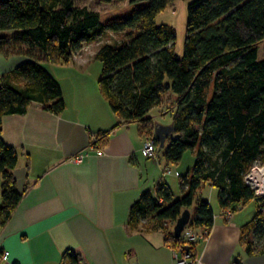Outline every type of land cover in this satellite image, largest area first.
<instances>
[{
    "label": "trees",
    "instance_id": "obj_1",
    "mask_svg": "<svg viewBox=\"0 0 264 264\" xmlns=\"http://www.w3.org/2000/svg\"><path fill=\"white\" fill-rule=\"evenodd\" d=\"M95 1L113 8L147 5L126 19L103 24L100 11L80 0H0V32H10L0 35V54L30 60L12 73L22 84L0 81V123L3 116L23 115L34 107L60 114L65 107L60 87L42 62L67 64L83 44L106 30L127 29L121 42L104 44L94 53L100 94L126 124L147 121L166 96L174 113L173 133L162 147L165 163L179 165L184 153H194L192 168L178 177L179 197L166 183H157L153 194L145 191L131 205L128 223L150 219L154 228L163 229L164 222L174 223L194 203L186 229L209 231L213 212L197 195L208 183L222 211L258 202L242 234L252 231L254 236L245 242L246 255L264 254V197L255 199L242 180L255 159L264 162V57L258 53L264 40V0L190 2L181 56L174 50L172 27L155 22L172 0ZM16 163L15 150L0 137V225L21 198L10 173ZM166 236L173 248L191 253V243L185 246L172 233ZM63 259L79 264L69 250Z\"/></svg>",
    "mask_w": 264,
    "mask_h": 264
},
{
    "label": "crops",
    "instance_id": "obj_2",
    "mask_svg": "<svg viewBox=\"0 0 264 264\" xmlns=\"http://www.w3.org/2000/svg\"><path fill=\"white\" fill-rule=\"evenodd\" d=\"M83 58L79 54L67 64H45L61 90L65 107L60 114L34 107L1 119L0 137L17 154L10 173L21 198L0 225V254L9 252L0 264H67V250L79 264H174L175 248L166 239L174 223L164 222L163 229L154 228L150 219L128 223L139 196L166 183L158 165L140 152L146 132L111 112L98 90L100 64L99 70H88L90 61L83 63ZM29 61L0 54V81L22 84L12 73ZM216 194L208 183L197 192L211 207L213 224L204 239L191 243V255L200 264H264V254L245 253L252 231L242 234L257 204L240 205L226 220ZM187 209L191 218L194 209Z\"/></svg>",
    "mask_w": 264,
    "mask_h": 264
},
{
    "label": "rangeland",
    "instance_id": "obj_3",
    "mask_svg": "<svg viewBox=\"0 0 264 264\" xmlns=\"http://www.w3.org/2000/svg\"><path fill=\"white\" fill-rule=\"evenodd\" d=\"M194 0H172L169 2L163 12H161L155 19L157 25H168L172 27L174 30V50L177 55L181 56L183 53V41H184V33H185V21H186V11L187 5ZM82 4L87 5L88 7H92L94 9H98L100 11V21L103 24H107L113 21L126 19L131 16L132 12L136 9H141L147 5V2H140L135 5H127L123 7L113 8L106 4H99L95 0H80ZM127 29H124L119 32H110L105 31L101 36H99L95 41L91 43L83 44L81 49L75 55H82L83 63L86 61H90L86 67V69L90 70H99V63L93 59L94 53L97 49L104 45H114L122 41L124 34L127 32ZM258 53L259 57H264V40L258 44ZM50 64L48 62L43 63ZM172 102L165 96L162 101V105L153 109L149 112L147 121L142 122L140 124H135V126H141L143 129L147 130L148 135L152 134V129L155 126H167L170 125L172 115L174 113V106L171 105ZM151 128V130H150ZM150 130V131H149ZM167 138L164 141V145L168 143ZM162 148L156 149L155 158L151 159L158 165V174L161 175V171L164 168L170 170V175H166L165 182L170 187L175 198L179 197L178 191V177L184 176V174L192 168L194 162V153L187 151L184 153L179 165H171L165 167V160L162 156ZM214 192V191H213ZM214 206V203L212 204ZM191 209H194V203L190 206Z\"/></svg>",
    "mask_w": 264,
    "mask_h": 264
},
{
    "label": "built area",
    "instance_id": "obj_4",
    "mask_svg": "<svg viewBox=\"0 0 264 264\" xmlns=\"http://www.w3.org/2000/svg\"><path fill=\"white\" fill-rule=\"evenodd\" d=\"M158 141L154 138V135L144 134L140 152L147 159H154L156 149H158ZM95 148V145L91 144V148ZM94 152L101 154L102 150L97 147ZM83 156L79 155L76 157L77 160H81ZM171 172L169 169L164 168L161 172L162 176L169 175ZM243 183L252 191L255 199H261L264 197V162L259 158L255 159L250 167L242 174ZM258 204V202H257ZM232 212L230 210L222 211V216L228 220L231 217ZM207 230H201L196 233L192 229H186L181 232L180 237L186 246L188 243H192L199 239H204L207 236ZM9 258V252L3 251L0 254V262L7 261ZM173 260L174 264H200V261L193 257L190 251L182 249L181 247L173 249Z\"/></svg>",
    "mask_w": 264,
    "mask_h": 264
},
{
    "label": "water",
    "instance_id": "obj_5",
    "mask_svg": "<svg viewBox=\"0 0 264 264\" xmlns=\"http://www.w3.org/2000/svg\"><path fill=\"white\" fill-rule=\"evenodd\" d=\"M173 133L172 125L167 126H155L153 128V135L157 139L159 147L162 148L164 141L169 138ZM190 221V212L188 209H184L181 211L179 217L175 220L172 235L174 238H179L181 232L187 226Z\"/></svg>",
    "mask_w": 264,
    "mask_h": 264
}]
</instances>
